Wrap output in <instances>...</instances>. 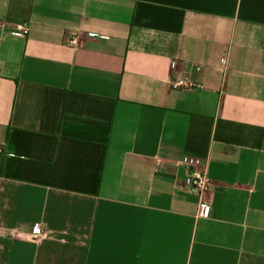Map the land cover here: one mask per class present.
<instances>
[{
  "label": "crops",
  "instance_id": "crops-1",
  "mask_svg": "<svg viewBox=\"0 0 264 264\" xmlns=\"http://www.w3.org/2000/svg\"><path fill=\"white\" fill-rule=\"evenodd\" d=\"M0 148V264H264V0H0Z\"/></svg>",
  "mask_w": 264,
  "mask_h": 264
},
{
  "label": "built area",
  "instance_id": "built-area-1",
  "mask_svg": "<svg viewBox=\"0 0 264 264\" xmlns=\"http://www.w3.org/2000/svg\"><path fill=\"white\" fill-rule=\"evenodd\" d=\"M14 29L23 35L28 32V27L24 23H15ZM71 43L75 44L76 40L72 39ZM169 83L170 87L173 89L201 88V83L197 77L189 78L184 76L177 79H172L169 81ZM178 162L185 169V184L188 186L189 191L193 193L198 199L197 213L200 216L208 217L211 212V207L204 201L203 196L209 188V179L202 159L198 156L183 155ZM31 236L34 240H38L39 238L43 237V227L35 228L31 233Z\"/></svg>",
  "mask_w": 264,
  "mask_h": 264
},
{
  "label": "rangeland",
  "instance_id": "rangeland-1",
  "mask_svg": "<svg viewBox=\"0 0 264 264\" xmlns=\"http://www.w3.org/2000/svg\"><path fill=\"white\" fill-rule=\"evenodd\" d=\"M186 77V76H185ZM192 89H194V88H192ZM192 89H189V90H192Z\"/></svg>",
  "mask_w": 264,
  "mask_h": 264
}]
</instances>
